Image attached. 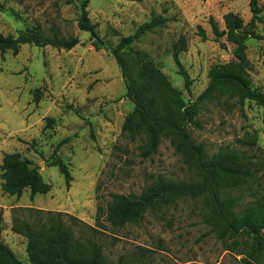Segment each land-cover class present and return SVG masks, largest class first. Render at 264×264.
I'll use <instances>...</instances> for the list:
<instances>
[{
	"label": "rangeland",
	"instance_id": "obj_1",
	"mask_svg": "<svg viewBox=\"0 0 264 264\" xmlns=\"http://www.w3.org/2000/svg\"><path fill=\"white\" fill-rule=\"evenodd\" d=\"M80 2L0 0L4 35L38 28L43 35H74L80 40L70 49L23 44L16 54L0 51V165L5 153L19 152L39 166L43 180L50 184L46 193L25 189L9 195L2 191L0 178V242L27 264L26 237L12 230V220L45 225L51 215L71 226L75 237L100 245L108 264H125L133 257L150 264H241L240 256L226 249L204 222L202 198H179L156 206L138 223L121 228L106 221L105 211L111 193L139 194L158 179H196L167 137L155 153L142 157L140 141L122 132L133 104L111 48L153 15L166 17L163 26L142 35L131 48L148 52L183 99L193 101L208 84L209 67L233 59L234 44L225 36L219 39L224 47L214 40L209 18L220 30L227 12L237 13L245 24L251 18L249 0H89L86 9L103 40L100 49L91 45L89 32L77 26ZM257 2L264 17V0ZM254 31L263 38H248L245 54L252 85L264 92L261 24ZM181 35L186 50L179 59L192 79L189 92L171 54ZM36 88L41 91L37 102ZM196 119L198 125L188 128L191 139L203 143L209 154L225 145L247 153L264 151V109L254 101L241 105L219 96L203 102ZM250 135L257 137L256 145L245 142ZM68 136L71 140L57 153L67 164L69 187L51 156Z\"/></svg>",
	"mask_w": 264,
	"mask_h": 264
},
{
	"label": "trees",
	"instance_id": "obj_2",
	"mask_svg": "<svg viewBox=\"0 0 264 264\" xmlns=\"http://www.w3.org/2000/svg\"><path fill=\"white\" fill-rule=\"evenodd\" d=\"M88 2H80L77 26L89 32L91 45L100 49L103 40L96 30L97 25L88 16ZM248 3L251 18L245 24L234 12L223 15L222 30L212 17L209 18L214 40L220 42L219 39L225 36L234 44L233 59L209 67L208 84L193 101L183 99L148 52L131 48L142 35L163 26L166 17L153 15L132 34L121 37L111 48V54L124 79L126 96L133 104L132 110L123 120L122 132L132 141H140L142 157L155 153L162 138L167 137L175 153L196 175L195 180L189 181L158 179L139 194L111 193L106 204L105 219L112 227L121 228L138 223L149 209L170 204L179 198H202L204 222L218 239L226 243V249L239 255L241 264H264V151L247 153L225 145L209 154L203 143L191 139L188 129L191 125H198L196 117L201 104L219 96L234 98L241 105L245 100L254 101L264 109V92L253 87L250 63L245 54L248 38H263L254 31V27L261 24L264 31V17L260 15L262 6L257 0H249ZM199 34L202 39H206L200 27ZM79 41L74 35H43L38 28L21 30L16 36L0 32V51L10 50L16 54L23 44L70 49ZM220 45L224 47V43L220 42ZM184 50L186 40L181 35L173 44L171 54L177 73L189 92L192 79L179 59V53ZM40 94V89L36 88V102ZM71 138L68 136L60 140L51 154L67 187L71 176L57 150ZM245 142L256 145L257 137L250 135ZM0 171L1 189L9 195H20L25 189H29L31 194L50 190V184L43 180L39 166L19 152L5 153ZM246 197V203L243 204L242 200ZM2 220L0 209V232ZM45 223L37 225L25 219L12 220V230L26 237L27 264H108L101 246L88 239L75 237L71 226L51 215ZM0 264L23 263L6 243L0 242ZM125 264L150 263L133 257Z\"/></svg>",
	"mask_w": 264,
	"mask_h": 264
}]
</instances>
